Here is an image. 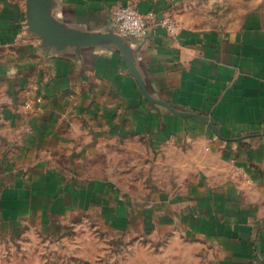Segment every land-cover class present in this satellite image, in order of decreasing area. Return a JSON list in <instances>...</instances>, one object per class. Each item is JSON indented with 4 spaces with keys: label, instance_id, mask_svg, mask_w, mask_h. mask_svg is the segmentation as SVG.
Wrapping results in <instances>:
<instances>
[{
    "label": "crops",
    "instance_id": "1",
    "mask_svg": "<svg viewBox=\"0 0 264 264\" xmlns=\"http://www.w3.org/2000/svg\"><path fill=\"white\" fill-rule=\"evenodd\" d=\"M129 4L179 27L123 40L145 95L111 40L47 42L28 28L25 0H0V244L101 209L115 231L170 234L209 264H264L255 0H44V10L59 29L91 34ZM121 143L122 158L129 143L152 156L137 188L114 177L126 173L115 169Z\"/></svg>",
    "mask_w": 264,
    "mask_h": 264
},
{
    "label": "rangeland",
    "instance_id": "2",
    "mask_svg": "<svg viewBox=\"0 0 264 264\" xmlns=\"http://www.w3.org/2000/svg\"><path fill=\"white\" fill-rule=\"evenodd\" d=\"M264 18V0H255ZM116 147V162L121 172L114 174L118 184L137 188L139 180L152 171V156L135 143V149L125 153L122 146ZM128 145V146H129ZM129 146V148H130ZM121 149V150H120ZM145 155V157H144ZM123 161L125 163L123 164ZM139 165L141 167L139 168ZM110 170V169H109ZM137 207V205H136ZM101 209L83 212L68 217L49 235H41L36 229L29 230L18 240L2 241L0 263L2 264H209L206 252L193 253V245L178 239L172 240L170 234H139L133 227L130 234L115 231L101 219ZM199 259V260H198ZM198 260V261H197Z\"/></svg>",
    "mask_w": 264,
    "mask_h": 264
},
{
    "label": "water",
    "instance_id": "3",
    "mask_svg": "<svg viewBox=\"0 0 264 264\" xmlns=\"http://www.w3.org/2000/svg\"><path fill=\"white\" fill-rule=\"evenodd\" d=\"M26 23L30 30L43 37L47 42H56L61 45L81 46L93 41L108 39L117 45L123 53L130 71L139 82L145 95V89L136 69L130 64L126 48L123 44L124 38L119 37L112 31L105 33L75 34L63 31L49 20L44 10V0H25ZM146 97V96H145ZM148 99V98H147Z\"/></svg>",
    "mask_w": 264,
    "mask_h": 264
},
{
    "label": "built area",
    "instance_id": "4",
    "mask_svg": "<svg viewBox=\"0 0 264 264\" xmlns=\"http://www.w3.org/2000/svg\"><path fill=\"white\" fill-rule=\"evenodd\" d=\"M110 31L124 39H143L154 27L176 35L179 27L170 16L157 17L153 12L139 13L133 5L118 7L110 13Z\"/></svg>",
    "mask_w": 264,
    "mask_h": 264
}]
</instances>
